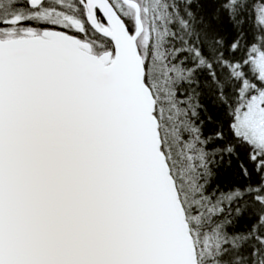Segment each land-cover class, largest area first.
<instances>
[{"label": "snow or ice", "instance_id": "snow-or-ice-1", "mask_svg": "<svg viewBox=\"0 0 264 264\" xmlns=\"http://www.w3.org/2000/svg\"><path fill=\"white\" fill-rule=\"evenodd\" d=\"M0 264H264V0H0Z\"/></svg>", "mask_w": 264, "mask_h": 264}]
</instances>
